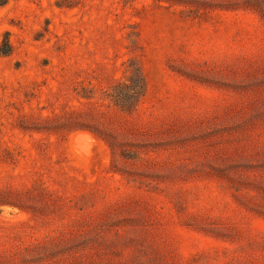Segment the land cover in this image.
<instances>
[{
  "label": "rangeland",
  "instance_id": "rangeland-1",
  "mask_svg": "<svg viewBox=\"0 0 264 264\" xmlns=\"http://www.w3.org/2000/svg\"><path fill=\"white\" fill-rule=\"evenodd\" d=\"M0 264H264V0H0Z\"/></svg>",
  "mask_w": 264,
  "mask_h": 264
}]
</instances>
